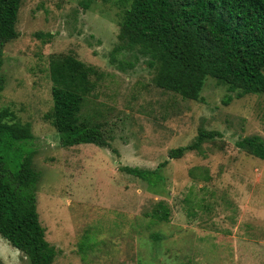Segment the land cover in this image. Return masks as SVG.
Instances as JSON below:
<instances>
[{"label": "rangeland", "instance_id": "374dc122", "mask_svg": "<svg viewBox=\"0 0 264 264\" xmlns=\"http://www.w3.org/2000/svg\"><path fill=\"white\" fill-rule=\"evenodd\" d=\"M130 2L22 0L18 36L4 47L0 110L35 135L24 151H34L41 174L38 212L57 250L54 264H264V159L236 144L264 138V94L226 104L227 86L208 77L202 99H187L157 86L134 53L114 61ZM69 56L93 69L77 120L105 130L110 147L63 146L46 117L54 105L52 63ZM121 57L134 67H122ZM200 129L222 136L169 156ZM165 161L157 187L122 170ZM156 209H168L169 221ZM0 264L30 261L0 236Z\"/></svg>", "mask_w": 264, "mask_h": 264}, {"label": "trees", "instance_id": "16d2710c", "mask_svg": "<svg viewBox=\"0 0 264 264\" xmlns=\"http://www.w3.org/2000/svg\"><path fill=\"white\" fill-rule=\"evenodd\" d=\"M130 1L120 21L119 43L111 53L114 61L134 53L136 62L143 58L153 69L157 86L187 99H202L208 77L227 86L231 94L226 104L233 96L264 94V0ZM21 3L0 0V69L5 45L18 36ZM48 35L52 37V33ZM128 63L135 65L120 60L122 67ZM91 72L92 68L74 56L52 63L54 105L46 117L60 134L63 146H111L105 130L80 124L76 117ZM11 115L7 109L0 110V236L22 251L30 264H54L57 250L46 239L38 212L41 174L34 165V151H24L27 144L34 143L35 135L30 124L15 122ZM217 135L222 136L219 131L200 129L192 143L172 148L169 156L180 158L189 150H200ZM236 144L264 159L262 136H244ZM165 165L166 161L156 169L124 166L122 170L157 187L164 180L159 168ZM162 214L157 218L169 221L170 211Z\"/></svg>", "mask_w": 264, "mask_h": 264}]
</instances>
